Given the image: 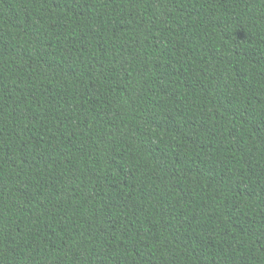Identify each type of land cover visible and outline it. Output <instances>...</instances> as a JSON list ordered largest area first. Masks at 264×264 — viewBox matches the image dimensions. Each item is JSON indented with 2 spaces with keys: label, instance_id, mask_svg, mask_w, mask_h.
Returning <instances> with one entry per match:
<instances>
[{
  "label": "trees",
  "instance_id": "trees-1",
  "mask_svg": "<svg viewBox=\"0 0 264 264\" xmlns=\"http://www.w3.org/2000/svg\"><path fill=\"white\" fill-rule=\"evenodd\" d=\"M0 264H264V0H0Z\"/></svg>",
  "mask_w": 264,
  "mask_h": 264
}]
</instances>
